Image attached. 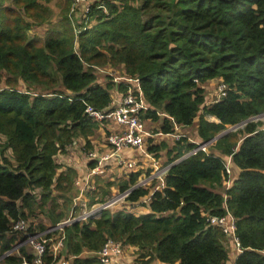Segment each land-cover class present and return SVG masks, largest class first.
Wrapping results in <instances>:
<instances>
[{
	"label": "trees",
	"instance_id": "16d2710c",
	"mask_svg": "<svg viewBox=\"0 0 264 264\" xmlns=\"http://www.w3.org/2000/svg\"><path fill=\"white\" fill-rule=\"evenodd\" d=\"M48 1L0 0V254L20 235L10 231L12 221L27 219L49 200L54 214L52 193H69L77 172L60 170L56 155L80 135L91 147L98 123L86 106L106 111L112 91L128 87L115 86L111 75L101 83L95 68L122 65L137 81L143 120L157 122L163 112L187 127L197 118L198 136L230 156L239 173L224 198L223 157L198 150L182 158L197 145L179 137L167 151L171 165L163 186L150 194L149 212L103 208L98 217L64 226L57 261L101 264L96 253L112 240L136 247L137 264H226V235L203 212H229L241 250L233 264H264V131L260 120L251 119L264 114V0H92L81 14L74 0H64L56 23ZM42 24L49 25L43 38L28 35ZM215 78L227 85L226 94L206 103L203 84ZM18 82L30 89L20 90ZM239 122L241 128L213 140ZM160 125L161 132H173L166 117ZM87 162L94 166L96 159ZM139 175L130 172L119 184V191L129 190L126 201L149 194L150 186L137 185ZM61 218L55 214L51 225ZM4 259L21 262L18 255Z\"/></svg>",
	"mask_w": 264,
	"mask_h": 264
},
{
	"label": "built area",
	"instance_id": "2783aa9c",
	"mask_svg": "<svg viewBox=\"0 0 264 264\" xmlns=\"http://www.w3.org/2000/svg\"><path fill=\"white\" fill-rule=\"evenodd\" d=\"M84 0H75V2H82ZM122 82V81H121ZM119 80L113 78V83L118 86ZM131 82V83H130ZM125 92L112 95L111 101L106 111H100L92 108L90 105L86 106V113L88 117L96 120L97 123L102 124L103 127H107V123L116 125L117 129L112 128L106 135V145L108 151L102 155H98L96 152L88 151L86 156L90 159H96L94 166H88L89 172L85 179V184L91 183L90 177L95 175H101L104 171V164L114 162L121 165L128 172L134 171L136 163L135 158H126V149H139L146 141V137L151 134L145 129L144 121L141 116V111L145 109L144 101L134 93V89H138L136 79L130 81ZM137 88H136V87ZM227 91V85L220 81L215 89L211 102H215L221 99ZM252 120H260L261 125L259 129L264 131V115L256 116L251 118ZM208 142H202L196 144L187 151L182 157L195 154L198 150L206 149L205 145ZM231 157L223 160L227 179L225 180V192L229 188L231 181V168L230 162ZM171 164L165 165L153 176L158 174L166 173L167 169ZM84 189L80 188L79 195L74 198V204L70 215L58 222L55 225L47 226L44 230L34 229L29 224L28 219L18 218L11 222L10 231H14L21 235L20 239L15 240V248L19 251L21 246L31 248L33 254L30 260H27L23 255L13 254L11 251L13 248L5 250L2 257L11 255L21 256V262L18 264H67L68 260H58L59 253L63 250L64 233L63 228L75 221L85 220L87 217H94L93 212H82L75 214V209L82 207L84 204L79 202L82 198ZM129 190L123 192V197H126ZM224 198L227 197L224 193ZM78 199V200H77ZM97 210H100L99 208ZM97 211L94 212L96 214ZM206 220L209 224L215 225L221 228L223 233L226 235L230 244L232 243L237 251L240 250V246L235 234V222L233 216L229 212H225L222 215H210L207 212H203ZM57 232V237H54V233ZM123 245L119 242L107 240L100 251L96 253L101 264H114L118 262L119 257L122 255ZM47 256L51 257V260L45 259ZM45 257V258H44Z\"/></svg>",
	"mask_w": 264,
	"mask_h": 264
},
{
	"label": "rangeland",
	"instance_id": "374dc122",
	"mask_svg": "<svg viewBox=\"0 0 264 264\" xmlns=\"http://www.w3.org/2000/svg\"><path fill=\"white\" fill-rule=\"evenodd\" d=\"M91 1L92 0H84L82 2L76 3L74 0L73 5L78 7L76 11L78 14H81V12H84L83 7L85 8V6H87L88 2H91ZM61 2H64V0H49L48 2L45 3L51 8V10L53 12L51 22L56 23L57 20L59 19V11H60L59 8L61 7ZM58 3L60 5V7L58 6ZM85 10H86V8H85ZM92 23H94V22H92ZM92 23H90L89 25H91ZM48 28H49L48 24L33 26L31 28V30L28 32V35L30 37L38 36L39 38H43L45 35V32L47 31ZM104 66H108V65H104ZM104 66H102V67H104ZM115 67H116L115 70L118 72L117 68H119V66H115ZM114 73H116V72H114ZM96 76L101 81V83H103V84H105L108 81V75H106L105 72H96ZM216 79L217 78H215V83L208 85V87L205 86L207 88L205 95L210 94L209 96L206 97V103H210L212 101L213 94H214L215 89L218 85V81H216ZM17 87L20 90L30 89L23 82H18ZM33 91L34 92H42V90L40 88H36ZM211 94H212V96H211ZM195 121H197V118L195 119ZM155 125H156V123L154 124V123H151L149 121H146V127L150 132H155V130H157V129H155V127H153ZM102 127H103V125L99 124L98 129L96 130L94 135L91 136V140H93V142H94L91 145V147H85L86 145L83 144L84 147L80 146V149L77 146L76 148H73V150H71L70 152L58 153L56 155V161L60 164V166H70L72 168L77 167L78 172L80 170L81 171L79 173L77 172V175L74 179V183L72 184V187H71L69 193L63 194V193H58V191H54L52 193V197L55 198L54 203L56 204V208H53L54 214L50 212V210L52 209V205H51L52 201L49 200L44 205V207H42V208L37 207L36 210L34 211L33 215L26 216L31 227H34V229L43 230V228H40V226H42V225L45 227L51 226L50 222H51V219H53L55 217V214H57L59 212L61 213V215H62L61 221L66 219L70 215L71 210L73 208V204H74V198L77 196L78 190H80V187L83 186V183H82L83 180L82 181L79 180L78 185L76 184V181L78 178L83 177L87 171V167H88L87 156H86L87 152L88 151L89 152L94 151L98 155H102L103 153L107 152L108 147H105L102 144L106 140L105 138H106L107 132H106L105 128H103V131L100 130ZM241 127L242 126H240L239 128H241ZM229 128H231V126L227 127V129H229ZM195 129H196V123H194L193 125H190L188 127V131L182 132V133L183 134H189L186 136V138L188 139L189 137L194 136L193 130H195ZM236 129H238V128H236ZM229 130H231V129H229ZM224 131H226V130L224 129L221 132H224ZM152 141H155V139L149 140V138L148 139L146 138L147 144H149ZM162 142H164V141H162ZM164 143L167 146H172L175 143V140H169L168 142L165 141ZM158 144H160V143H158ZM158 146L160 147L161 145H158ZM167 146H165V147H167ZM95 148H97V149L95 150ZM208 151L213 152V150H211V149ZM135 154L136 153L134 152V156H135ZM161 154H162L161 158L165 159L166 161H169L168 156H166V152H165L164 147L161 148L159 156ZM5 156L9 161L12 160V155H11L10 151H8L5 154ZM75 170H76V168H75ZM127 174H128V171L125 170L121 165H118V164L114 165L113 163H110L109 165H107L105 174L103 176H98L95 179V184H93L94 187L93 188L91 187L90 191H87V188H86V190H84L83 196L85 198V201H84V199L79 200V202H82L84 205H83V207H80V209L76 208L75 214L91 211V212H93L94 217H98L100 214L97 211V209L99 208L102 210L104 206L106 209H108L112 212L116 211V210H124V211L130 212L134 215L143 214L145 212L146 207H147L146 203L148 200V195L140 198L139 201L129 202V201L125 200V197H123V192L119 191V184L123 180H125V177H127ZM148 177L149 176L144 171V174L142 175L141 179H138L137 185L150 186L149 188L152 189V188H154L160 184L157 179H153V181H151L152 184H151V182L148 183L146 181L149 179ZM91 199H95V200H97V202H94V203L89 205V201ZM100 201H102V202H100ZM57 204H58V207H57ZM95 211H97L96 214H94ZM19 237H21V235H19ZM19 237L14 239L13 246H12L13 249L11 251L13 252V254L19 253L20 255H23V252L26 251L25 245L21 246L19 248V251L15 248V242H16L15 240L20 239ZM54 237H57V232L54 233ZM228 239L229 238L226 237V240L224 242L225 246H227V248L229 247V250H228L229 260L226 262V264H232L233 263L232 257H233V255H235L237 250L235 249V247L232 243L229 245L230 241ZM23 248H25V249H23ZM129 253L131 255H135V257H133L132 260H133V262L135 261V264H137L136 262L140 261L139 259H137V256H138L137 248H136V250L129 252ZM2 254H0V264H7V263H5V259H4L5 257H2ZM84 254L86 255V254H88V252H84ZM119 260H120V258H119ZM115 264H119V261Z\"/></svg>",
	"mask_w": 264,
	"mask_h": 264
},
{
	"label": "crops",
	"instance_id": "0c3cea01",
	"mask_svg": "<svg viewBox=\"0 0 264 264\" xmlns=\"http://www.w3.org/2000/svg\"><path fill=\"white\" fill-rule=\"evenodd\" d=\"M119 66V68H117L118 69V72L115 70L116 69V67H110V66H104V67H102V66H98V67H96L95 68V72H105V74L106 75H111L112 76V78H116L117 80H119V82H130V81H132V80H134L135 78H129L127 75H126V73H125V71H124V69H123V67H122V65H118ZM114 72H116V73H114ZM216 81H218V83L221 81L220 79H216ZM212 83H215V79H211V80H208L207 82H205L204 84H203V87H204V89H205V92H206V90H207V88L205 87V86H207L208 87V85H210V84H212ZM136 87V86H135ZM137 88V87H136ZM119 92H117L116 90H114V92L112 91V94L113 95H116V94H118ZM210 93V92H209ZM210 94H206V97L207 96H209ZM211 96H212V94H211ZM158 114H159V116H160V119L162 120V118L163 117H166L168 120H169V122L171 123V125H172V129H173V132H171V133H163V132H161L160 131V124H161V120H159V121H151V120H149V119H144L143 121H144V126H145V129L151 134L149 137H146L147 139L149 138V140H151V139H155V141H152V142H150L149 144H147L146 143V141L144 142V144L141 146V148H139V149H135V150H131V149H126V152H124L125 153V157L126 158H135L136 159V163H135V166H134V171H131V172H136V171H139L140 172V175L138 176V179H141V177H142V175L144 174V171L146 172V174L149 176L148 178V180H146L148 183H150L151 181H153V179H157L158 181H159V185H157L156 187H154V188H152V189H150V192H149V194H148V200H147V203H146V209H145V212L144 213H147V212H149V208H148V203H149V200H150V194L154 191V190H156V189H160L162 186H163V182H164V177H165V174L166 173H162V174H158V175H156V176H153L154 174H156L159 170H161L165 165H167L168 164V162L169 161H166L165 159H163V158H161V156H162V154L159 156V153H160V151H161V148H160V150L159 151H157V152H153V151H148V147L149 146H158V145H162V143H164L165 141L166 142H168L169 140H175V142H176V140L179 138V137H186L187 135H189V134H183L182 132H186V131H188V127L189 126H187V127H185V126H180V125H178V124H176L174 121H173V119L171 118V117H169V116H167L165 113H163V112H158ZM205 118L207 119V120H209V121H212V122H218L219 120L218 119H216L214 116H212V115H205ZM146 121H149V122H151V123H156V125L155 126H153V127H155V129H157V130H155V132H150L148 129H147V127H146ZM197 121H195V123H196ZM158 125V126H157ZM98 127H99V124H98V126H97V129H98ZM103 128H105V130H106V132L108 133L112 128H114V129H117V127H116V125L114 124V122H112V123H107V127H102L100 130H102L103 131ZM96 129V130H97ZM96 130L94 131V133L96 132ZM193 133H194V136H191V137H189L187 140H188V142H191V143H195V144H201L202 142H203V140L198 136V133H197V124H196V129L195 130H193ZM220 134V133H219ZM94 135V134H93ZM92 135V136H93ZM106 139V138H105ZM89 140L91 141V145L94 143L93 142V140H91V136L89 137ZM161 141V142H160ZM162 141H164V142H162ZM158 143H160V144H158ZM83 144H85V139H84V137L83 136H79L78 137V139L77 140H75L74 141V144H73V146L72 147H70L69 149H68V151L67 152H70L71 150H73V148H76L77 146H78V148L80 149V146L81 147H84L83 146ZM103 144V146H105V147H107V145H106V140L104 141V143H102ZM101 144V145H102ZM166 145V144H165ZM174 145V144H173ZM173 145L172 146H167V147H164L165 148V152H166V156H168L167 155V151L169 150V149H172L173 148ZM205 147H206V149H205V151L206 152H209L208 150H213V152L212 151H210V152H212V153H214V154H216V155H219V156H221V157H223L222 155H221V153L217 150V149H215L214 148V146H213V142H208L206 145H205ZM97 148H95V150H96ZM208 149V150H207ZM75 150V149H74ZM107 151H108V148H107ZM175 151V150H174ZM173 151V152H174ZM134 152L136 153L135 154V156H134ZM225 158H228V156H226V157H223V160L225 159ZM168 159H169V156H168ZM231 159V158H230ZM110 163H113L114 165H116V163H114V162H109V163H107L106 164V166L107 165H109ZM65 167V166H64ZM75 167V166H74ZM87 167V166H86ZM76 168V172H78V170H77V167H75ZM74 168V169H75ZM230 168H231V181H230V185H229V187L231 186V184H232V182H233V180L238 176V173H239V168L238 167H236L235 165H234V163L232 162V160H231V162H230ZM61 169H63V166L60 168V170ZM149 170V171H148ZM81 171V170H80ZM79 171V172H80ZM105 171H106V167H104V171H103V174H101V175H95V176H91L90 177V181H91V183H89V184H85V179H86V177H87V174H88V172H89V167H87V171H86V173H85V175L83 176V177H81V178H78L77 179V181H76V184L78 185L79 184V180H83L82 181V183H83V186H81L80 188H83L84 190H86V188H87V191H90V189H91V187L93 188L94 187V185L93 184H95V179L98 177V176H103L104 174H105ZM148 171V172H147ZM78 172V173H79ZM128 173H130V172H128ZM157 182V181H156ZM225 182L226 181H224V183H223V188H221L220 189V192H223V194L225 193ZM90 186V187H89ZM77 195H79V190H78V194ZM84 195V194H83ZM82 195V200L84 199V201H85V198H84V196ZM140 200V199H139ZM138 200V201H139ZM83 207V206H82ZM79 209H80V207H78ZM74 210V209H73ZM73 210H71V212L73 211ZM27 250V249H26ZM134 250H136V247H134V246H130V245H123V252H122V255L119 257L120 258V260L118 259V261H119V264H135V261L133 262V257H135V255H131L129 252H132V251H134ZM238 252L239 251H236V253H235V255H233V257H232V261L234 262V259H235V257H236V255L238 254ZM228 256H229V254H228ZM68 263H70V261H68ZM115 264V263H114ZM148 264H167V263H163V262H160V261H158L157 259H154V260H152V261H150ZM174 264H178V262H176V263H174ZM233 264V263H232Z\"/></svg>",
	"mask_w": 264,
	"mask_h": 264
},
{
	"label": "water",
	"instance_id": "95a60500",
	"mask_svg": "<svg viewBox=\"0 0 264 264\" xmlns=\"http://www.w3.org/2000/svg\"><path fill=\"white\" fill-rule=\"evenodd\" d=\"M262 115H264V114H261V115H259V116H262ZM243 123H244V122H239L238 124H236V125H234V126H231V128H229V129L232 130V129L239 128L240 126L243 125ZM229 129H227L226 131L221 132L220 134L216 135V136L213 138V140H216L217 138H219V137L222 136L223 134L227 133V132L229 131ZM182 158H183V157H182ZM184 158H185V157H184ZM103 208H105V206H104ZM97 211L100 213L101 209H100V210H97Z\"/></svg>",
	"mask_w": 264,
	"mask_h": 264
}]
</instances>
